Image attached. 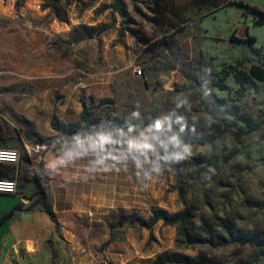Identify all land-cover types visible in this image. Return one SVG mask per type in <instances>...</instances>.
<instances>
[{
	"label": "rangeland",
	"instance_id": "1",
	"mask_svg": "<svg viewBox=\"0 0 264 264\" xmlns=\"http://www.w3.org/2000/svg\"><path fill=\"white\" fill-rule=\"evenodd\" d=\"M26 1L30 11H42V27L53 24V45L79 76L96 81L94 104L113 98V114L128 126L98 136L82 130L75 137L57 135L61 152L107 166L106 188L87 179L81 184L85 192H99L100 204L92 207L108 210L107 226L96 222L88 231L84 219L73 231L59 227L38 247H21V264H151L160 251L176 249L175 227L160 221L152 228L111 230L109 222L119 213L147 218L155 208H187L196 225L225 218L264 235V125L247 133L245 121L264 122V81H236V74L247 76L250 65L264 61V23L254 12L264 13V0H122L121 13L113 11L112 0H69L67 22L43 9V0ZM81 25L98 26L97 33L87 36L83 29L82 40L69 41ZM105 66L111 77L102 90L96 73ZM16 115L0 109V137L6 147L21 149L26 138ZM29 159L22 154L6 170L28 205L38 195L36 174L47 189L45 173ZM89 207L80 210L84 218ZM253 254L248 244L213 251L225 264ZM257 264H264V253Z\"/></svg>",
	"mask_w": 264,
	"mask_h": 264
},
{
	"label": "crops",
	"instance_id": "2",
	"mask_svg": "<svg viewBox=\"0 0 264 264\" xmlns=\"http://www.w3.org/2000/svg\"><path fill=\"white\" fill-rule=\"evenodd\" d=\"M42 15V11H30L27 1L16 8L15 0H0V109L11 108L23 117L25 121L17 126L23 132L29 129L39 136L51 137L61 133L52 128V116L62 123L76 122L82 110L81 95L95 98L94 93L100 88L96 81L88 83V74L79 76L78 68L60 54L52 42L54 26L42 27ZM105 68L96 73L101 77L98 84L102 90L111 77ZM3 146L5 142L0 138V147ZM60 148L57 145L41 157L29 156L31 162H27L36 167V172L45 173L46 193L60 228L76 230L84 219L88 231L96 222L107 226L108 210L92 207L100 204L99 192L81 189L86 179L92 185H100L101 190L106 188L107 166L93 158L83 160L61 152ZM32 185L35 187L33 182ZM82 199L85 201L81 202ZM27 201L22 193L0 192V264H21V247H38L59 231L45 211L38 207L27 209ZM86 204L90 207L84 218L80 210H88Z\"/></svg>",
	"mask_w": 264,
	"mask_h": 264
},
{
	"label": "trees",
	"instance_id": "3",
	"mask_svg": "<svg viewBox=\"0 0 264 264\" xmlns=\"http://www.w3.org/2000/svg\"><path fill=\"white\" fill-rule=\"evenodd\" d=\"M25 0H15V7L19 8L23 5ZM122 0H112V9L118 13H121ZM69 0H43L42 8L49 9L53 12L57 20L61 22H67V6ZM258 16V23H264V13L261 10L254 11ZM89 30L87 36L96 34L98 26H79L72 31V37L69 39L71 42L82 40L84 36H81V30ZM101 35V33H100ZM240 41H246L244 38H240ZM248 77L264 81V61L262 63H256L250 65L248 68L247 76L236 74V81L242 86L245 84ZM82 110L80 117L76 122L62 123L55 115L51 118L52 128L61 131L63 134L75 137L78 131H83L88 136H98L101 133L111 134L117 130L126 128L128 123L119 114L114 115V99L111 97H103L97 104H94L92 96L88 97V101L84 102V96H81ZM103 104H108L107 110H101L97 112L96 109L100 108ZM17 114V113H16ZM17 119L21 122L25 119L18 114ZM248 126L247 133L261 128L264 122L258 120H245ZM150 123H146L141 126L137 132L139 134L142 129L148 128ZM237 129V128H236ZM237 132V130H235ZM33 132V131H32ZM35 133V132H34ZM35 139L33 142L42 143H56L55 136L43 137L35 133ZM1 138V137H0ZM22 154L28 155L21 148ZM21 154V156H22ZM21 159V158H20ZM13 164H5L2 166L0 173L2 176L7 177L8 167ZM38 173V172H37ZM6 174V175H5ZM10 178V177H9ZM35 187L38 189V195L36 199L30 204L27 209H32L36 205L39 209L45 211L55 223L56 228L59 230V222L54 212L53 206L48 199L45 191V187L42 184L39 174L34 176ZM8 215H6L7 217ZM112 221L109 222V228L112 230L121 225H139L141 227L152 228L155 224L162 221L165 225L174 226L176 229L175 235V250L164 249L156 254L151 264H225L213 256V251L222 249L232 244H248L253 248V257L248 260H237L231 264H257L258 259L264 253V235L255 230H244L234 226L231 222L225 218H218L217 223L202 222L196 225L193 222L192 214L187 208L177 210L175 212H168L164 208H155L152 210V214L145 218L137 213H119L117 216H112ZM110 240V239H109ZM109 240L104 242L108 243ZM182 249H196L195 254H189ZM209 250V252L206 251ZM228 264V263H227Z\"/></svg>",
	"mask_w": 264,
	"mask_h": 264
},
{
	"label": "built area",
	"instance_id": "4",
	"mask_svg": "<svg viewBox=\"0 0 264 264\" xmlns=\"http://www.w3.org/2000/svg\"><path fill=\"white\" fill-rule=\"evenodd\" d=\"M141 70H136V73H140ZM56 148V144L42 142H33L25 140L23 142V151L28 155L43 156L50 150ZM22 150L14 147H0V170L5 164H17L20 161ZM0 192L2 193H16L17 184L12 178L2 176L0 173Z\"/></svg>",
	"mask_w": 264,
	"mask_h": 264
},
{
	"label": "water",
	"instance_id": "5",
	"mask_svg": "<svg viewBox=\"0 0 264 264\" xmlns=\"http://www.w3.org/2000/svg\"><path fill=\"white\" fill-rule=\"evenodd\" d=\"M24 136H25V138H26V140H28V141H33L34 139H35V133L34 132H32L31 130H29V129H26V130H24Z\"/></svg>",
	"mask_w": 264,
	"mask_h": 264
}]
</instances>
